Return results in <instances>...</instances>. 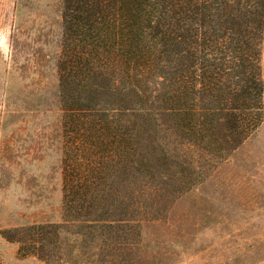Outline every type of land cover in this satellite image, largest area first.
Listing matches in <instances>:
<instances>
[{"label":"trees","instance_id":"obj_1","mask_svg":"<svg viewBox=\"0 0 264 264\" xmlns=\"http://www.w3.org/2000/svg\"><path fill=\"white\" fill-rule=\"evenodd\" d=\"M62 15L65 223L22 228L19 252L79 222L126 264L142 221L261 125L264 0H65Z\"/></svg>","mask_w":264,"mask_h":264},{"label":"rangeland","instance_id":"obj_2","mask_svg":"<svg viewBox=\"0 0 264 264\" xmlns=\"http://www.w3.org/2000/svg\"><path fill=\"white\" fill-rule=\"evenodd\" d=\"M64 3L0 0V264H111L79 222L64 225L55 247L19 252L22 228L65 223ZM260 52L264 78V29ZM203 171L191 189L169 196L163 217L142 221V241L126 264H264V117Z\"/></svg>","mask_w":264,"mask_h":264}]
</instances>
